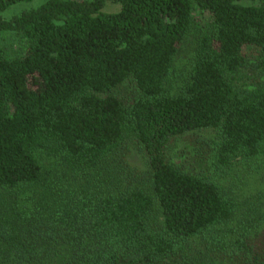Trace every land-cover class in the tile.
<instances>
[{
    "label": "trees",
    "instance_id": "trees-1",
    "mask_svg": "<svg viewBox=\"0 0 264 264\" xmlns=\"http://www.w3.org/2000/svg\"><path fill=\"white\" fill-rule=\"evenodd\" d=\"M0 264H264V0L0 15Z\"/></svg>",
    "mask_w": 264,
    "mask_h": 264
},
{
    "label": "rangeland",
    "instance_id": "rangeland-1",
    "mask_svg": "<svg viewBox=\"0 0 264 264\" xmlns=\"http://www.w3.org/2000/svg\"><path fill=\"white\" fill-rule=\"evenodd\" d=\"M44 1L45 0H33L32 2H28V3L17 4V5H14L13 7H11L9 10L1 13L0 15H2L5 18H8V17H11V16L21 12L22 10L29 9V8H35V7L39 6L40 4H42ZM119 8H120L119 5L108 3L104 10L108 11V12H116L119 10ZM186 141H187V138H186ZM184 142H185V139L178 142L177 148L174 149V151H173L176 162H181L183 160L182 151L184 150V147H185V145L183 147ZM128 160L132 164L137 165L138 167L142 166V163L140 162L139 157L137 156V154L134 151H132L130 153Z\"/></svg>",
    "mask_w": 264,
    "mask_h": 264
}]
</instances>
